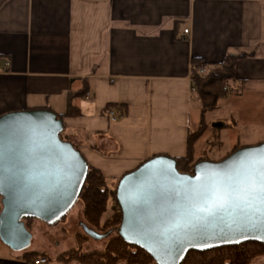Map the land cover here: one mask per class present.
<instances>
[{
    "label": "crops",
    "instance_id": "crops-1",
    "mask_svg": "<svg viewBox=\"0 0 264 264\" xmlns=\"http://www.w3.org/2000/svg\"><path fill=\"white\" fill-rule=\"evenodd\" d=\"M243 53L251 55L236 62V94L215 110L226 107L220 118L237 126L225 129L233 147L249 137L246 129L264 128V0H0V117L66 115L71 105L79 114L63 116V138L117 187L153 157L187 156L201 118L193 60L212 66ZM109 109L121 117L111 121ZM207 135L222 142V130L208 131L196 160ZM71 221L52 229L32 221L24 252L0 240V264H32L25 253H51L45 226L58 229L60 253L73 249Z\"/></svg>",
    "mask_w": 264,
    "mask_h": 264
},
{
    "label": "water",
    "instance_id": "water-1",
    "mask_svg": "<svg viewBox=\"0 0 264 264\" xmlns=\"http://www.w3.org/2000/svg\"><path fill=\"white\" fill-rule=\"evenodd\" d=\"M63 121L48 110L21 111L0 117V240L14 252L31 246L33 235L25 219L54 226L77 204L89 165L69 141ZM264 142L245 146L220 161L197 162L192 173H181L176 159L156 156L122 177L117 202L122 222L117 228L125 242L148 253L157 264H182L190 251H209L247 242L264 244V231L251 227L231 210L208 216L198 230L185 236L166 231L188 208L194 189L225 182ZM90 238L101 241L115 231L99 233L80 222Z\"/></svg>",
    "mask_w": 264,
    "mask_h": 264
},
{
    "label": "trees",
    "instance_id": "trees-1",
    "mask_svg": "<svg viewBox=\"0 0 264 264\" xmlns=\"http://www.w3.org/2000/svg\"><path fill=\"white\" fill-rule=\"evenodd\" d=\"M247 55L251 54L243 53L238 56L228 54L222 63L212 66H206L200 59L193 60V100L201 108V118L198 130L189 134L187 156L176 158L179 172L192 173L193 167L197 162L208 160L207 158L196 160L195 146L211 126L208 122V114L214 112L219 101L229 95L225 89H230L236 94V88L234 87L236 84V62L239 58ZM199 67H205L206 72L200 74ZM80 94L87 95V90L84 89ZM72 97L73 95H70V99ZM78 114L79 112L75 111L70 105L66 115H58V118L62 120L63 116H76ZM61 138L65 140L62 134ZM238 149L235 148L231 153ZM116 197L117 187H111L108 180L98 169L89 166L86 183L78 200L83 206L84 221L81 222H84L99 233L115 229L113 233L115 235L107 242L102 251L84 252L83 244L87 241V236L84 231L83 233H77L75 235L76 247L61 253L58 256L60 263L157 264L148 253L137 246L128 244L118 234L117 228H119L123 216ZM112 202L114 205L111 207ZM110 207L112 213L104 220V216L109 212ZM65 218L66 216L61 221H64ZM35 220L32 218L25 219L28 229L30 223ZM55 225H58V223ZM39 257H47L49 264L52 262L46 253L27 252L24 255V258L31 263ZM259 257H264V244L247 242L240 245L219 247L209 251H190L182 264H250Z\"/></svg>",
    "mask_w": 264,
    "mask_h": 264
},
{
    "label": "snow or ice",
    "instance_id": "snow-or-ice-1",
    "mask_svg": "<svg viewBox=\"0 0 264 264\" xmlns=\"http://www.w3.org/2000/svg\"><path fill=\"white\" fill-rule=\"evenodd\" d=\"M226 181L204 183L195 188L188 208L166 229L179 236L198 230L208 216L233 210L251 227L264 231V148L249 154L231 169Z\"/></svg>",
    "mask_w": 264,
    "mask_h": 264
},
{
    "label": "rangeland",
    "instance_id": "rangeland-1",
    "mask_svg": "<svg viewBox=\"0 0 264 264\" xmlns=\"http://www.w3.org/2000/svg\"><path fill=\"white\" fill-rule=\"evenodd\" d=\"M231 95H233V94H231ZM216 109H217V107H216ZM227 112L228 111H226V107H224V108L221 109V111L217 112V114H216L215 111L212 112L211 114H208V122L211 124V120L214 118V120H216L217 125L216 124L211 125L210 128L204 133V135L208 131L209 132L210 131H212V132L214 131V133H216L218 135L219 131L222 130V135H221L222 142L220 141L219 137H217V136L212 138V139L208 135L205 136L204 139L200 142L199 148H198V153H200V148H202L203 146H204V148H206L204 155H201V156H203L202 157L203 159L207 158L210 161H219V160H222L223 158H225L228 154H230L235 148H239L240 149L241 147L254 146V145H257V144H260V143L264 142V128H261L260 131H257L254 134H252V130L246 129L245 132L243 131V134L245 133L246 135H249V137L248 138H242V139H240V141L238 140V142L233 147V145H232V136L230 135L229 130L236 129L237 126L235 128L234 127L230 128L231 126L229 127V124H227V123H229V119L228 118H224V121H223L220 118V116L228 115ZM230 122H232V121H230ZM225 129H229V130H225ZM203 136H202V138H203ZM205 144H206V146H205ZM113 205H114V203L112 202L111 207ZM111 207L109 209V212L104 216V220L108 216L111 215V213H112L111 212ZM81 208L83 209L82 203L80 201H78L77 204L75 205V207L72 209V211L66 216L64 221H61L55 227L58 228L60 226H63V224H67L69 222V220L70 221L72 220L71 221L72 224L70 226H68L69 230L72 229L73 231H77L78 233H83L82 228L79 226V223L81 221H84L83 210L80 211ZM1 209H2V205H1V200H0V211H1ZM76 213H77V215H76ZM47 226L49 228H51V229L54 228V226H50V225H47ZM44 233H46V236L50 239V240H47L48 242L46 241V243L48 245H50V252L51 253L48 254L49 257L52 260V262L50 264H63V263H60L58 261V256L61 255V253L57 249L56 244H55L59 239H61V236H59L58 229L54 230L52 232H49L48 228L45 226L43 234ZM104 233H106V232H104ZM32 235H33V233H32ZM114 235L115 234H113L111 237H109L107 239H104V240H101V241H96V240H94V239H92V238H90L89 236L86 235L87 236V241L83 244V251L84 252L102 251L105 248L107 242ZM74 239H75V235H74ZM34 241H35V238H34ZM75 241H76V239H75ZM71 264H76V263H71ZM250 264H264V257L256 258Z\"/></svg>",
    "mask_w": 264,
    "mask_h": 264
},
{
    "label": "built area",
    "instance_id": "built-area-1",
    "mask_svg": "<svg viewBox=\"0 0 264 264\" xmlns=\"http://www.w3.org/2000/svg\"><path fill=\"white\" fill-rule=\"evenodd\" d=\"M189 30H185V34H188ZM200 74H204L206 72L205 67H199L198 68ZM229 95L232 94V91L230 89H225ZM108 116L111 121H117L118 118L121 117V115L114 109L108 110ZM32 264H49V259L47 257H39L33 260Z\"/></svg>",
    "mask_w": 264,
    "mask_h": 264
}]
</instances>
